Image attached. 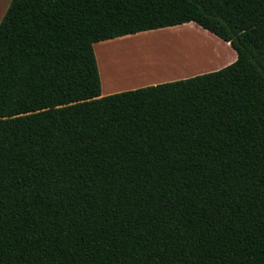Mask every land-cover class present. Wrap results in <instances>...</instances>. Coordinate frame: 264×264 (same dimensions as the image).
Returning <instances> with one entry per match:
<instances>
[{"label":"trees","instance_id":"trees-1","mask_svg":"<svg viewBox=\"0 0 264 264\" xmlns=\"http://www.w3.org/2000/svg\"><path fill=\"white\" fill-rule=\"evenodd\" d=\"M187 22L235 59L101 94L94 43ZM0 264H264V0H10Z\"/></svg>","mask_w":264,"mask_h":264},{"label":"rangeland","instance_id":"rangeland-1","mask_svg":"<svg viewBox=\"0 0 264 264\" xmlns=\"http://www.w3.org/2000/svg\"><path fill=\"white\" fill-rule=\"evenodd\" d=\"M9 2L10 0H0V19ZM193 23L194 22H187L170 26V28L166 27V29L169 28L168 30H166L165 27L155 30L151 29L147 30L149 32L145 34L141 33L143 31L137 32L139 33L137 34L138 37L136 35V37L133 36V38L131 39L133 44H131L130 48L121 46L114 48L110 45H105L108 42H112L114 39L119 41L121 36H118L119 39L118 37L111 38V41H109L110 39H106L107 41L103 40L96 42L97 45L94 44V48H98L94 49L96 60L98 54L102 52L101 57L98 56L100 58L99 62L97 61L101 79V92L104 93L107 90H111L109 89L110 85L105 80V77L107 75L106 72L111 68L117 69V67H119L120 64L124 63L126 60L129 62L132 61L129 60L131 58L140 62H138V65L139 67H141V70L137 73L139 74L137 76H140L138 77L139 80L144 79V77L141 78L142 75L152 72H156V76L150 77L157 79L150 81H146L144 79V81H141L138 84L132 83L133 79H124V81L118 82L119 84L123 85V87L118 88L120 90L130 89V87L135 88L148 84L174 80L177 78L188 77L198 73L215 70L232 62L235 59V50L230 46L229 42L226 43L221 38L218 39V36V38H216L213 35H210L201 27L196 26V23H194V25ZM101 42L105 43L103 44ZM103 46H105V48ZM99 49L102 51L100 52ZM112 49H114V51H112ZM104 51L110 53V55L106 52L104 53ZM112 53L116 54L113 55ZM117 55L119 57L118 60L116 59V61L115 57ZM123 55L124 57H122ZM201 55L205 58L200 59ZM109 57L111 58L108 59ZM112 59L114 63L111 61ZM101 60L104 62H102ZM106 60H110L111 63L110 61L108 62ZM105 62H107L109 66L105 65ZM150 63L152 64L145 65Z\"/></svg>","mask_w":264,"mask_h":264},{"label":"bare ground","instance_id":"bare-ground-1","mask_svg":"<svg viewBox=\"0 0 264 264\" xmlns=\"http://www.w3.org/2000/svg\"><path fill=\"white\" fill-rule=\"evenodd\" d=\"M193 25H194V23H193ZM196 25V24H195ZM196 26H199L198 24L196 25ZM199 27H201V26H199ZM170 28V27H169ZM168 28V29H169ZM173 28V27H172ZM177 28H179V27H177ZM202 28V27H201ZM159 29H161V28H159ZM165 29H166V27H165ZM168 29H166V30H168ZM203 30H205L207 33H209L210 35H213L214 37H216V38H218L217 37V35L215 36V34H213V33H211V32H209L208 30H206V29H204V28H202ZM155 30V29H154ZM171 30V29H170ZM163 31V30H162ZM149 31H143V32H141L142 34L144 33H148ZM141 33H140V35H141ZM137 34H139V33H135V34H131V35H126V36H124V37H120V39H119V37H118V39H119V41H117L116 39H114V40H116V41H114L113 39V41L112 42H108L107 44H105V45H110V46H112V47H114V48H117L118 46H121V47H131V44H133L132 43V41H131V39L133 38V36H137ZM135 36V37H136ZM138 37V36H137ZM141 37V36H140ZM122 38V39H121ZM218 39H220V38H218ZM105 41H107V40H105ZM130 42V43H129ZM224 42H226V41H224ZM101 43H105V42H101ZM226 43H228V42H226ZM95 45H97L96 43H95ZM104 48H105V46H103ZM104 48H102V49H104ZM94 49H98V48H94ZM128 49V48H127ZM100 50V49H99ZM118 50V49H117ZM121 50H122V48H121ZM102 50H100V52H101ZM108 51H110V50H108ZM112 51H114V49H112ZM112 51H110V52H112ZM106 51H104V53H105ZM120 52V51H119ZM97 53V52H96ZM107 53V52H106ZM114 53V52H113ZM112 53V54H113ZM121 53V52H120ZM98 54V53H97ZM107 54H109L110 55V53H107ZM116 54V53H115ZM115 54H113V55H115ZM118 54V53H117ZM124 54H126V53H124ZM101 55H102V52L101 53H99L98 54V56L99 57H101ZM112 55V56H113ZM97 56V58H98V60L100 59L99 57ZM104 56V55H103ZM121 56V55H120ZM108 57V56H107ZM117 57V58H116ZM115 57V60L117 59L118 60V55ZM122 57H124V55L122 56ZM111 57H109L108 59H110ZM113 58V57H112ZM126 58V57H125ZM116 60V61H117ZM126 60V59H125ZM129 60H132V61H125L124 63H121L120 64V66L119 67H117V69L116 68H109L110 70H108L107 72H106V77H105V80H106V82L110 85V88H112V89H116V88H119L120 86H121V84H119L118 82H120V81H124V79H133V82H138L139 81V78L138 77H140V76H137V75H139V74H137L141 69V67H139V65H138V62L139 61H136V60H133V58H131V59H129ZM228 60V59H227ZM102 61V60H101ZM106 61H108V60H106ZM110 61V60H109ZM108 61V62H109ZM113 63H114V61H113V59L111 60ZM111 61H110V63H111ZM102 62H104V61H102ZM140 63V62H139ZM105 65H107V66H109L108 64H107V62H105L104 63ZM152 63H150V64H145V65H151ZM113 66V65H112ZM143 67V66H142ZM145 67V66H144ZM113 69V70H112ZM172 72V71H171ZM156 74V72H152V73H148V74H144V75H142L141 76V78L142 77H149V76H156L155 75ZM136 76V77H135ZM140 78V79H141ZM132 81V80H131ZM128 82V81H127Z\"/></svg>","mask_w":264,"mask_h":264},{"label":"crops","instance_id":"crops-1","mask_svg":"<svg viewBox=\"0 0 264 264\" xmlns=\"http://www.w3.org/2000/svg\"><path fill=\"white\" fill-rule=\"evenodd\" d=\"M124 36H126V35H124ZM109 41H111V39L109 40ZM95 44V43H94ZM203 58H205L204 56H202L201 55V58L200 59H203ZM97 61L99 62V60H98V58H97ZM144 79L146 80V81H150V80H155V79H157V78H152V77H144ZM144 79L143 80H139L138 82H132V83H134V84H138V83H140L141 81H144ZM133 84V85H134ZM120 87H123V85H121ZM119 87V88H120ZM130 88H134V87H130ZM109 89H111V90H107L106 92H101V94L102 95H105V94H109V93H113V92H116V91H120V89H118V88H116L115 90L114 89H112V88H109Z\"/></svg>","mask_w":264,"mask_h":264}]
</instances>
